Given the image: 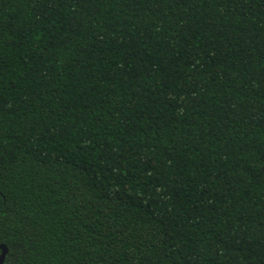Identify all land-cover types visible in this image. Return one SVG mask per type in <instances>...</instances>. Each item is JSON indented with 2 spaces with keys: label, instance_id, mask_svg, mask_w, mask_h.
<instances>
[{
  "label": "trees",
  "instance_id": "trees-1",
  "mask_svg": "<svg viewBox=\"0 0 264 264\" xmlns=\"http://www.w3.org/2000/svg\"><path fill=\"white\" fill-rule=\"evenodd\" d=\"M2 264H264V0H0Z\"/></svg>",
  "mask_w": 264,
  "mask_h": 264
},
{
  "label": "water",
  "instance_id": "water-1",
  "mask_svg": "<svg viewBox=\"0 0 264 264\" xmlns=\"http://www.w3.org/2000/svg\"><path fill=\"white\" fill-rule=\"evenodd\" d=\"M5 253H6V247L3 244H0V264H2Z\"/></svg>",
  "mask_w": 264,
  "mask_h": 264
}]
</instances>
